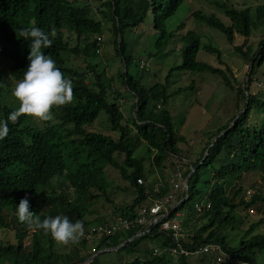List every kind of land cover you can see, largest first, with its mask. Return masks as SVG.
Instances as JSON below:
<instances>
[{
    "label": "trees",
    "instance_id": "trees-1",
    "mask_svg": "<svg viewBox=\"0 0 264 264\" xmlns=\"http://www.w3.org/2000/svg\"><path fill=\"white\" fill-rule=\"evenodd\" d=\"M185 1L86 0L87 5H81L79 0H0V59L9 61L5 62L9 64L10 76L16 81L23 79L30 63L31 40L26 41L16 33L30 26L49 34L55 31V37L50 36L52 46L42 51L56 62L65 78L71 79L75 95L73 104L53 109L54 121L44 128H39L31 118L22 116L15 124L9 121V133L0 140V264H80L98 251L120 246L140 233L143 227L134 224L129 230L100 235L98 246L90 252L87 248L92 240L83 237L78 244L71 245L69 253H61L55 249L56 244L50 235L40 230L33 231L18 221L16 207L27 196L30 211L41 220L57 215L67 216L73 223L82 221L85 233L98 224L110 225L114 218L135 219L143 203L151 197L162 199L172 190L168 183H163L158 193L148 186L147 158L139 157L136 153L142 144H146L151 168L163 169L174 158L183 163L186 158L179 143L184 138L179 136L174 117L167 106L170 97L193 86L181 89L174 95L169 93L168 87L177 72L204 71L219 76L227 88L236 91L234 104L237 114L216 130L206 132L208 141L199 157L194 162H186V167L182 166L184 180L192 173L191 167L195 172L188 184V198L171 213L169 219L188 212L182 225L191 233L181 241L188 250L216 244L229 258L225 264H264V235H252L247 239L264 224V218L250 226L236 247L229 245L226 236L228 230H240L242 220L238 216L239 209L256 207L264 211V186L254 187L248 198L243 195L245 189L241 186L246 175L264 174V88L258 92L253 90L254 83L261 82L263 75L264 38L258 47L253 40L249 45L235 46V52L248 64L247 79L244 83H238L237 88L230 78V75L233 76L231 70L218 69L198 60L201 50L216 54L219 61L222 60V53L212 45H202L200 36L194 31L182 37L187 43L181 48L182 63L168 71L165 83L148 87L143 75H139L145 74L146 61L141 59L136 63L129 50L127 32L140 27L150 15L159 34L155 43L156 54L167 49L174 35L168 32L166 23ZM212 2L229 20L228 23L216 13L196 11L191 16L222 33L228 43L234 44L236 35L249 39L254 38V32L264 30V4L238 8L232 0ZM93 6L111 23L116 57L123 63L117 76L109 77L105 67L95 61L101 53L103 40L98 45L97 38L93 37L102 38L104 24L92 15ZM66 31L76 36L78 44L75 47H71L67 40ZM69 54L83 57L87 62L86 67L79 69L69 66ZM152 56L150 53L147 59ZM133 65L135 72L131 70ZM117 81L133 100L131 108L135 113L130 117V124H125L119 103L123 94L113 88V83ZM4 99L0 64V120L7 119L16 110ZM102 111L108 116L111 131L119 133V137L87 129L97 121ZM118 156L122 157L121 162ZM110 166L119 170L123 178L130 182L137 196L131 204L121 207L106 219H89L93 213V202L108 196L110 186L105 169ZM203 175L206 201L203 211L198 212L195 199L202 193L198 187ZM139 178L144 180L143 185L138 184ZM229 178L234 179V185L228 186ZM208 203L211 205L209 209L206 207ZM199 219L206 223L195 229L192 224ZM5 231L15 233V243L2 239ZM26 238L29 243H26ZM146 239L158 240L157 247L161 251L174 243L158 226L118 251L135 253L139 243ZM81 250H86V253L82 254ZM144 254L145 258L137 257L131 262L118 264H174L172 256L165 252L156 255L150 249L145 250ZM209 256L200 255L198 262L216 264V259H209ZM191 258L183 256L178 261L180 264H190ZM97 260L98 257L89 264H97Z\"/></svg>",
    "mask_w": 264,
    "mask_h": 264
},
{
    "label": "rangeland",
    "instance_id": "rangeland-1",
    "mask_svg": "<svg viewBox=\"0 0 264 264\" xmlns=\"http://www.w3.org/2000/svg\"><path fill=\"white\" fill-rule=\"evenodd\" d=\"M232 1L233 5L238 8L246 6L255 7L257 5L261 6L264 4V0ZM79 4L87 5V2L86 0H79ZM93 10L92 15L94 14L96 19L102 20L104 24L101 53L99 54V58L95 61L101 67H105L107 71L106 74H108L109 77L117 76V72L121 70L123 63L116 57V51L114 49L115 36L112 31L111 23L108 21L107 17L98 12L96 7H94ZM196 11H202V13H216L217 16L221 17L224 22H229L221 10L214 5L212 0H187L180 7L179 11L175 13L174 17L167 21L166 28L168 32L173 33L174 36L170 40L167 49L160 54H156L155 43L159 34L155 30L152 15H150L146 19L145 23L140 27L127 32L126 39L129 43V50L136 58V63H138L141 59L146 61V69H144L145 74L139 73V75H143V81L148 87L156 83H165L166 77L169 74L168 71L172 67L182 63L181 48L187 44L182 40V37L189 31H194L200 36L202 45H212L213 47L218 48L222 53V60L219 61L216 54H211L205 50H201L198 55L199 61L225 71L226 69L231 70L233 76L230 75V78L235 88L238 87V83H244L247 79L248 64L243 62L242 58L235 52V46L243 45L244 43L249 45L253 40L256 47H258L259 42L264 38V30L254 32V38L252 37L249 39L236 35L234 44H230L227 42L222 33L196 21L191 16L192 12ZM65 35L71 47H75L78 44L75 35L69 34L68 31L65 32ZM95 38L98 37H93V39ZM81 46L83 48L84 44L82 43ZM150 53L153 54V56L148 60L147 58ZM5 61L9 63V61ZM5 61L0 59L3 86L5 88L4 100L6 104L12 105L17 109L19 106L18 102L14 99L11 93L18 81L10 76L9 64ZM68 61L69 66L79 69H83L87 65V62H85L86 60H83V57L79 58L75 56V54H69ZM131 70L135 72V65L132 66ZM261 73H263L261 82H255L253 86V90L255 92L264 88V69L261 70ZM191 86H193V88L170 97L167 106L174 117L176 130L178 131L179 136L184 138V140L179 143V147L182 149V154L184 155V158H186V162H194L199 157L200 151L208 141L206 132L216 130L217 127L229 122L231 118L237 114V109L234 104L236 91L227 88L222 79L217 75H213L205 71L204 73L177 72L171 78L168 91L170 94L174 95L179 90L187 89ZM113 88L123 94L122 96L124 98L120 97L119 103L122 106L121 109L125 116V124H130V117L135 113V111L133 112L131 108L133 100L130 98L129 93L126 92V88L121 86L118 81L113 83ZM111 98L113 99L114 96L112 95ZM33 122L36 123L39 128H44L47 124H49V122ZM87 129L91 132L103 133L114 138L119 137V133L111 131L108 116L104 111L100 113L97 121L92 126L87 127ZM133 133H135V131H133ZM136 155L147 158V184L148 186H151V189L157 191L163 183H168L170 185L169 188L172 187L171 179L174 178L173 175L177 172L176 169L180 166L177 161L172 159L173 162L171 160V163L163 169H157L155 166L151 168L149 161L150 154H148L146 144H142ZM118 160L121 162L122 157L118 156ZM186 162L183 164L184 167H186ZM105 173V177L110 186V188L107 189L108 196L101 197L93 202V213L89 217V219L92 220L106 219L108 216H111L113 213L118 211L121 207L131 204L137 196V193L131 187L130 182L123 178L119 170L110 166L105 169ZM204 179L205 175L202 176V181L199 183L198 187L202 189V193L195 199L196 202L201 204H205L206 201L207 189L203 185ZM234 184V179L229 178L228 186H232ZM241 186L245 189L243 195H245L246 198L250 197L254 187L264 186V174L250 173L246 175L241 182ZM187 213V211L181 213L178 219L181 222L185 221ZM238 216L242 220L240 230L226 231L228 243L234 247L240 243L241 239L245 235V232L253 223L264 218V211L261 209L258 210L256 207L249 210L241 208L238 210ZM205 223V220H195L192 227L199 229ZM99 226V224L93 226L91 231H93L94 227L96 228ZM183 229L188 235L190 231L187 232L184 227ZM191 229L192 228H190V230ZM85 231L86 230L84 228L83 237L89 236L91 231L87 233H85ZM259 234L264 235V224L258 227L250 236L247 237V239H249L252 235ZM99 235L100 234L96 233L91 236L92 241L89 243L87 248L89 252L95 250L94 248L98 246L100 240ZM2 239L15 243V233L13 231H5L2 234ZM25 241L26 243H29L28 238H26ZM158 245V240L146 239L139 243L137 246L138 250L135 253H129L125 250L100 253L97 264H118L122 262H131L137 257L145 258L146 255L144 254V251L150 249L160 250L159 247H157ZM55 246V249L61 253H69L71 251V245L67 247ZM160 252L162 253L164 251L160 250ZM81 253L85 254L86 250H81ZM214 256L210 255L209 259L210 257L214 258ZM172 258L174 260V264H180L178 257L172 256ZM189 260L190 264H200V262H198V258L192 257ZM209 262L212 263L211 260H209ZM227 262H229V258L222 255V262L219 263L225 264ZM216 264L218 263L216 262Z\"/></svg>",
    "mask_w": 264,
    "mask_h": 264
},
{
    "label": "clouds",
    "instance_id": "clouds-1",
    "mask_svg": "<svg viewBox=\"0 0 264 264\" xmlns=\"http://www.w3.org/2000/svg\"><path fill=\"white\" fill-rule=\"evenodd\" d=\"M24 40H31L29 65L11 93L18 102V108L12 111L7 119L0 120V140L9 133L8 123H17L20 117L31 118L37 123L54 121L53 109H59L74 103L75 95L71 79L56 66V62L44 54L42 49L52 46L50 34L34 26L22 28L17 33ZM18 221L33 231L40 230L50 235L57 246L67 247L78 244L84 236V224L77 220L71 222L67 216L57 215L40 219L30 211L29 198L25 196L16 207Z\"/></svg>",
    "mask_w": 264,
    "mask_h": 264
},
{
    "label": "built area",
    "instance_id": "built-area-1",
    "mask_svg": "<svg viewBox=\"0 0 264 264\" xmlns=\"http://www.w3.org/2000/svg\"><path fill=\"white\" fill-rule=\"evenodd\" d=\"M97 40L98 45H100L102 38L98 37ZM99 52L100 49L98 50V53ZM174 160L177 161L180 166L176 169L177 172L173 175L174 178L171 179L172 190L170 193H168L162 199L155 200V198L151 197L150 200H148L146 203H143L138 208L137 217H135L133 220H130V218L118 217L114 218L110 225H100L99 227H94L93 231L90 230L91 233L89 236H86V239L91 240V236L96 233L107 236L112 235L120 230H129L134 224L143 227V230L137 234L143 236L149 234L153 228L159 226L160 231L167 233V235L170 236L174 241L173 245L164 250L165 253L178 258L183 256L198 258L200 255L204 254L213 256L215 255L214 258L216 259V262L218 264L219 262H222V255L225 256V254L221 247L216 244L204 245L197 250H188L187 248L183 247L181 241L186 239L187 234L183 229L182 222L178 219L180 214H178L175 218L169 219L171 213L173 212V208L175 206L178 207L185 200V198H188V189L184 184L185 180L183 179L182 171V166L186 161L183 160L182 163L176 158H174ZM191 169L193 170L192 167ZM137 182L140 185L144 184V180L142 178H139ZM159 191L160 189L154 192L158 193ZM185 195L187 196L184 197ZM204 205L205 204L196 203L195 207L198 212H202ZM206 207L209 209L211 205L208 203L206 204ZM154 253L157 255L161 252L158 249H154Z\"/></svg>",
    "mask_w": 264,
    "mask_h": 264
},
{
    "label": "water",
    "instance_id": "water-1",
    "mask_svg": "<svg viewBox=\"0 0 264 264\" xmlns=\"http://www.w3.org/2000/svg\"><path fill=\"white\" fill-rule=\"evenodd\" d=\"M223 133H221L220 135L216 136L214 138V141H216L217 138L219 136H221ZM208 154H209V151H207L206 156H208ZM194 172H195V169H193L192 173L189 174L187 176V178L185 179V181H184V184L186 185V188L188 189V191H189V188H188L189 185L188 184H189L190 178L192 177V175H193ZM176 208H177V206H175L172 211H174ZM138 237H141V235H136L133 238L127 240L124 244H122L120 246H117L115 248H104L100 252L98 251L97 253H95L94 255H92V257H90L89 259H87L86 261H84L83 263H80V264H89V263L93 262L99 256L100 253H105V252H109V251H117V250H120L123 246H126V244H128V242H131L132 240H134L135 238H138Z\"/></svg>",
    "mask_w": 264,
    "mask_h": 264
}]
</instances>
